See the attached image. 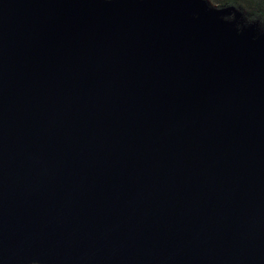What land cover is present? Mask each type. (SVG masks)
<instances>
[{"label":"water","instance_id":"1","mask_svg":"<svg viewBox=\"0 0 264 264\" xmlns=\"http://www.w3.org/2000/svg\"><path fill=\"white\" fill-rule=\"evenodd\" d=\"M209 0H0V264H264V33Z\"/></svg>","mask_w":264,"mask_h":264},{"label":"rangeland","instance_id":"2","mask_svg":"<svg viewBox=\"0 0 264 264\" xmlns=\"http://www.w3.org/2000/svg\"><path fill=\"white\" fill-rule=\"evenodd\" d=\"M212 6L215 7L216 5L212 4ZM229 8L230 7H228L227 9ZM225 12L226 13L221 15V17L223 19L233 21L235 23V28L242 29L248 26H252L255 28L253 24L258 23L260 28H256L257 33H264V21L262 19L254 18L255 13L248 12L246 10L241 9L240 7H234L232 10H226Z\"/></svg>","mask_w":264,"mask_h":264},{"label":"trees","instance_id":"3","mask_svg":"<svg viewBox=\"0 0 264 264\" xmlns=\"http://www.w3.org/2000/svg\"><path fill=\"white\" fill-rule=\"evenodd\" d=\"M218 8L240 7L254 14V18L264 21V0H209Z\"/></svg>","mask_w":264,"mask_h":264},{"label":"bare ground","instance_id":"4","mask_svg":"<svg viewBox=\"0 0 264 264\" xmlns=\"http://www.w3.org/2000/svg\"><path fill=\"white\" fill-rule=\"evenodd\" d=\"M225 13H226L225 11H224V12H221V13H220V16L223 15V14H225ZM253 25L255 26V28L252 27V26H248V27H246V28H251V29H253L255 32H257V31H256V28H260L259 25H258V23H257V24L255 23V24H253ZM258 34H259V33H258Z\"/></svg>","mask_w":264,"mask_h":264}]
</instances>
